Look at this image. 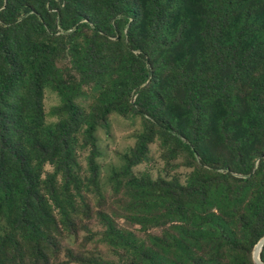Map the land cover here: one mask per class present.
I'll use <instances>...</instances> for the list:
<instances>
[{
    "label": "trees",
    "instance_id": "obj_1",
    "mask_svg": "<svg viewBox=\"0 0 264 264\" xmlns=\"http://www.w3.org/2000/svg\"><path fill=\"white\" fill-rule=\"evenodd\" d=\"M35 1L43 8L40 13L43 17L31 14L29 23H17L15 15L19 9H6L0 17V215L14 220L24 231L23 238L19 240L12 231L0 236V264H25L24 259H6L2 254L14 256V252L21 251L19 247L22 242L39 248L45 239V229L53 219L52 202L57 208L62 207L55 197L58 178H63L64 188L69 190L71 179L75 177L77 160L74 139L84 125H87L86 139L95 145L98 128L108 130L109 115L116 110L126 112L122 99H127L134 93L138 110L148 118L145 119L146 129L133 156L125 157L127 170L148 158L146 155L150 146L162 130L167 139L171 138L179 144V150H187L197 160V154H202L210 103L221 99L234 114L239 109V99L232 96L230 87L236 85L246 72L250 73L253 66L264 67V0H204L213 9L209 17L197 14L199 23L193 20L194 12L189 8V0H61L66 10L74 9L73 18L65 31L85 19L88 21L83 25L94 30L84 66L87 79L98 73L96 61L101 54L99 37L104 35L107 38H117L123 30L126 31L122 39L129 44L130 52L129 62L123 69L127 87L114 88L111 94L107 92L102 99L103 106L92 121L85 118L75 103V96L70 92L65 93L62 112L66 114V118L54 126H48L43 106L44 90L49 80L56 75L57 68L54 52L40 43V39L49 32L44 19L47 7L53 9L57 1ZM3 2L4 0H0V8ZM93 3L98 8L92 13L88 7ZM197 24L202 26L199 34L213 45L220 62L224 61L225 65L233 64L234 75L228 76L224 81L217 77L196 78L190 92L188 112L179 117L176 129H172L166 119L165 100L153 89V81L157 79L153 67L155 51L159 47L173 49L182 42H187L188 47L192 46ZM139 26H143L149 34L150 49H143L136 41ZM50 28L53 32L56 31L55 26ZM178 29L180 34L171 41L169 33ZM75 34L76 31H73L69 35L73 37ZM249 62L253 64L248 65ZM257 81L252 87L254 111L247 115L249 138L256 130L258 133L264 132V126L260 127L264 124L260 107V99L264 93V75ZM79 86L76 85L73 91L78 90ZM93 157L91 169L96 175ZM47 164L56 165V171L43 180ZM202 164L206 167L211 162L204 156ZM241 165L243 177L230 172L211 180L194 179L179 194L171 186H165L164 180L136 179L132 186L141 189L142 193L153 195L159 201L170 202V217L178 218L184 223L192 222L196 233L216 226L219 239L229 245L234 230L224 217L212 211L215 204L213 194L224 188L222 205L235 209L240 203L246 202L245 212L241 217L242 238L239 242L245 246L247 242L245 250L251 255L254 247L264 237V187L256 189L252 197L249 195L252 186L256 184L255 178L264 176V153L260 158L258 171H255V166L246 167L244 163ZM65 189L63 190L68 192ZM70 199L73 201L72 195ZM220 211L225 214L224 209ZM193 215L195 220L192 219ZM101 217L105 220L107 238L111 243L132 251L136 256L131 264L163 263L164 257L153 247H145L132 234L118 229L107 216ZM240 253L244 259L241 249ZM261 258L264 261V247ZM210 262L212 260L203 258L197 264ZM89 264L114 263L92 258Z\"/></svg>",
    "mask_w": 264,
    "mask_h": 264
},
{
    "label": "rangeland",
    "instance_id": "obj_2",
    "mask_svg": "<svg viewBox=\"0 0 264 264\" xmlns=\"http://www.w3.org/2000/svg\"><path fill=\"white\" fill-rule=\"evenodd\" d=\"M56 1L57 5L53 9L46 5L47 15L44 19L49 32L40 39V43L54 52L57 68L56 75L49 80L44 90L46 125L54 126L66 118L62 107L65 93L68 92L75 96V103L85 118L92 121L103 106L102 99L107 92L111 94L114 88L127 87L123 69L129 62L130 52L129 44L122 39L126 31L123 30L117 38H107L104 35L99 37L101 54L96 61L98 73L87 79L84 66L94 30L83 25L88 21L85 19L65 31L73 18L74 9L66 10L61 0ZM187 2L194 12L195 23H199L197 14L210 16L213 8L204 0ZM96 5L93 3L88 10L93 13L98 8ZM6 9H19L15 19L21 24L29 23L31 14L40 15L43 10L35 0H4L0 17ZM50 26H55L56 31L53 32ZM145 30L143 26H139L136 41L143 49H150V37ZM195 30L197 33L192 46L188 47L187 42H182L173 49L159 47L155 51L153 67L157 79L153 81V89L165 100L166 119L172 129H176L179 117L188 112L190 92L196 78L217 77L224 81L228 76L234 75L233 64L225 65L224 61L220 62L213 45L199 34L202 26L198 25ZM73 31L76 34L71 37L69 34ZM178 34L179 29L169 33L171 41ZM252 64L253 62L248 63ZM263 68L253 66L250 73L246 72L236 85L230 87L229 92L239 99V109L234 114L221 99L210 103L205 121L202 154H197V160L187 150H179V144L171 138L167 139L162 130L151 144L146 155L148 158L127 170L125 157L133 156L146 129L145 119L148 118L138 110L134 93L127 99H122L126 112L116 110L109 115L108 130L98 128L95 145L86 139L87 125H84L74 139L77 179H71L72 184L67 190L64 188L65 181L59 176L55 197L62 207L57 208L52 202L53 219L47 224L45 239L39 248L22 242L20 252H14V256L3 253V257H18L24 259L25 264H89L92 258L114 264H131L136 256L132 251L111 243L107 238L105 220L101 217L103 215L112 220L118 229L132 234L145 247H153L164 257L162 264H197L203 258L212 260L210 264H251V261L256 264L253 259L254 249L250 255L245 250L247 242L246 246L239 242L242 238L241 217L245 212L246 202L232 209L221 204L225 197L224 188L213 194L215 204L212 211L224 217L234 230L232 241L228 245L219 239L216 226L196 233L192 222L184 223L178 218L170 217V202L159 201L153 195L142 193L132 183L143 178L164 180L165 186H171L179 194L194 179L211 180L230 172L243 177L241 163L246 167L255 166V171H258L260 158L264 153V132L258 133L256 130L249 138L247 115L254 111L252 87L264 75ZM76 85H80L79 89L73 91ZM260 107L261 117L264 119V93L260 99ZM263 126L264 124L260 127ZM204 156L211 165L203 167ZM92 157L96 165V175L91 169ZM55 171L56 165L47 164L43 171V180ZM255 179L256 184L249 192L251 197L256 189L264 187V176ZM71 195L73 201L70 199ZM220 209H224L226 215ZM192 219L195 220L194 215ZM7 231H12L18 240L23 238L22 226L0 215V236ZM240 249L244 253V259Z\"/></svg>",
    "mask_w": 264,
    "mask_h": 264
},
{
    "label": "water",
    "instance_id": "obj_3",
    "mask_svg": "<svg viewBox=\"0 0 264 264\" xmlns=\"http://www.w3.org/2000/svg\"><path fill=\"white\" fill-rule=\"evenodd\" d=\"M264 247V237L258 242L254 247L253 259L256 264H264V261L261 258V252Z\"/></svg>",
    "mask_w": 264,
    "mask_h": 264
}]
</instances>
